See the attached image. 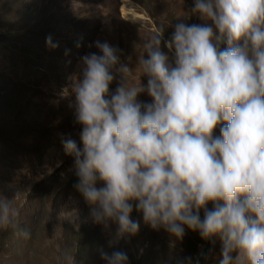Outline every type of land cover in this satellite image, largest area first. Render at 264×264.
Instances as JSON below:
<instances>
[{"label":"clouds","instance_id":"clouds-1","mask_svg":"<svg viewBox=\"0 0 264 264\" xmlns=\"http://www.w3.org/2000/svg\"><path fill=\"white\" fill-rule=\"evenodd\" d=\"M191 12L205 23L178 22L145 43L146 85L129 86L107 42L81 58L61 93L82 126V148L64 142L75 187L94 223L116 226L109 247L138 233L135 202L152 230L218 238L219 264H264V0H194ZM18 215L0 199V229L17 228ZM98 251L128 264L121 250Z\"/></svg>","mask_w":264,"mask_h":264},{"label":"rangeland","instance_id":"rangeland-1","mask_svg":"<svg viewBox=\"0 0 264 264\" xmlns=\"http://www.w3.org/2000/svg\"><path fill=\"white\" fill-rule=\"evenodd\" d=\"M192 7L194 0H0V199L19 213L17 228L0 229V264H105L100 248L125 252L128 264H219L218 238L152 230L135 202L138 233L109 247L116 226L94 223L64 148L69 139L82 148V126L73 98L61 93L81 58L100 54L95 42L119 50L129 86L146 85L145 43L156 32L170 38L178 22L205 23ZM138 99L151 102L146 92Z\"/></svg>","mask_w":264,"mask_h":264},{"label":"bare ground","instance_id":"bare-ground-1","mask_svg":"<svg viewBox=\"0 0 264 264\" xmlns=\"http://www.w3.org/2000/svg\"><path fill=\"white\" fill-rule=\"evenodd\" d=\"M126 14V13H125ZM127 15V14H126ZM131 15V14H130ZM134 15H135V13H134ZM124 16V15H123ZM135 16H137V15H135ZM135 18V17H134Z\"/></svg>","mask_w":264,"mask_h":264},{"label":"trees","instance_id":"trees-1","mask_svg":"<svg viewBox=\"0 0 264 264\" xmlns=\"http://www.w3.org/2000/svg\"><path fill=\"white\" fill-rule=\"evenodd\" d=\"M205 256V255H204Z\"/></svg>","mask_w":264,"mask_h":264}]
</instances>
